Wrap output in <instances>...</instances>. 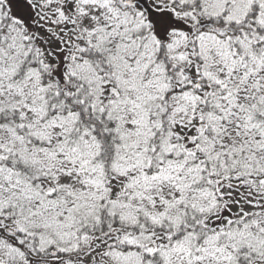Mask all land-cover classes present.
Returning <instances> with one entry per match:
<instances>
[{
  "label": "snow or ice",
  "instance_id": "snow-or-ice-1",
  "mask_svg": "<svg viewBox=\"0 0 264 264\" xmlns=\"http://www.w3.org/2000/svg\"><path fill=\"white\" fill-rule=\"evenodd\" d=\"M0 264H264V0H0Z\"/></svg>",
  "mask_w": 264,
  "mask_h": 264
}]
</instances>
